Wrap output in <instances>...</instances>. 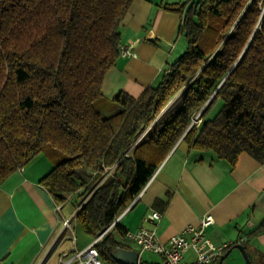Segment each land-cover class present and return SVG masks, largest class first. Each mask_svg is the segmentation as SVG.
I'll return each mask as SVG.
<instances>
[{"label":"trees","instance_id":"obj_1","mask_svg":"<svg viewBox=\"0 0 264 264\" xmlns=\"http://www.w3.org/2000/svg\"><path fill=\"white\" fill-rule=\"evenodd\" d=\"M134 1L0 0V185L37 155L49 158L38 182L57 205L80 191L73 219L93 240L101 236L104 264H119L111 254L126 248L118 222L104 230L180 139L231 168L242 153L264 163V0L165 7L182 16L185 51L140 97L121 91L107 100L103 81ZM180 90L174 115L141 136ZM260 234L264 221L247 238Z\"/></svg>","mask_w":264,"mask_h":264},{"label":"crops","instance_id":"obj_2","mask_svg":"<svg viewBox=\"0 0 264 264\" xmlns=\"http://www.w3.org/2000/svg\"><path fill=\"white\" fill-rule=\"evenodd\" d=\"M184 2L134 1L121 23L119 36L120 45L130 47L135 57L120 56L108 71L102 86L105 99L112 100L121 91L138 98L147 87L158 83L166 65L186 47L179 33L181 14L165 7ZM174 113L165 107L141 136L157 130ZM236 161L231 168L211 152L192 150L180 139L141 196L119 215L118 223L130 232L141 226L151 228L143 218L157 211L162 217L155 229L160 242L166 243L183 227L210 214L214 223L205 230L209 240L216 245L232 243L221 264L245 263L241 252L233 248L241 239L250 264H262L264 234L252 238L247 235L264 221V163L245 153ZM51 168V160L40 154L0 185V264H64L74 247L82 250L93 242L76 227L75 219L69 228L63 226L81 202L80 191L57 205L38 182ZM120 241L125 249L138 251L140 264H163V256L140 252L125 236ZM194 258L192 250L185 253L186 261Z\"/></svg>","mask_w":264,"mask_h":264},{"label":"built area","instance_id":"obj_3","mask_svg":"<svg viewBox=\"0 0 264 264\" xmlns=\"http://www.w3.org/2000/svg\"><path fill=\"white\" fill-rule=\"evenodd\" d=\"M119 53L121 57H135V53L132 52L130 47L120 46ZM199 122V115H196L193 119V123L198 124ZM146 186L141 190L137 199L141 196ZM77 209L71 218L63 221L64 227H70L71 220L74 218ZM161 217V213L157 211L147 213L143 218V222L150 224L151 228L141 226L134 232L126 231L125 238L135 243L140 252H152L163 256V264H214L220 256L232 246V243L216 245L209 240L205 234V230L207 226L214 223L213 217L210 214H205L199 218L196 224H189L183 227L181 232L171 236L166 243H162L155 229ZM117 222L118 219L104 231L107 232L112 230L114 224ZM186 234L189 235L188 238L185 236ZM72 236L74 243L73 231ZM100 237L101 236L93 240L91 244H88V246L82 250H78L74 247L71 251V258L64 264H104L95 248ZM242 242L243 240L241 239L238 243L241 244ZM190 250L195 253V258L191 262H188L184 259V256L185 253ZM137 264L140 263L138 262Z\"/></svg>","mask_w":264,"mask_h":264},{"label":"water","instance_id":"obj_4","mask_svg":"<svg viewBox=\"0 0 264 264\" xmlns=\"http://www.w3.org/2000/svg\"><path fill=\"white\" fill-rule=\"evenodd\" d=\"M233 248H235V249L239 250V252H241V254L245 260L244 264L250 263V260L247 256V253H246V251H244L245 247L242 244L237 243L233 246ZM229 252L230 251H227L225 254L220 256L218 264H221V262L229 254ZM138 255H139V253L136 250L117 248L112 252L111 257L114 259V261H116L119 264H137L138 259H139Z\"/></svg>","mask_w":264,"mask_h":264},{"label":"rangeland","instance_id":"obj_5","mask_svg":"<svg viewBox=\"0 0 264 264\" xmlns=\"http://www.w3.org/2000/svg\"><path fill=\"white\" fill-rule=\"evenodd\" d=\"M182 1H187V0H182ZM183 40H185L184 37H183ZM184 51H185V49L181 50V52L176 56V58H173L172 61H174L175 59L180 57L183 54ZM182 94H183L182 90L177 92L172 98H170V100L167 102V104L164 106V108L166 107V109H168V111H172V112L177 110L178 107L181 105ZM219 107H220V104H217L212 109L211 113L209 114V117H212ZM104 115H106V112H104ZM146 257H149V256L145 255L144 258H146ZM142 261H144V260H142Z\"/></svg>","mask_w":264,"mask_h":264}]
</instances>
